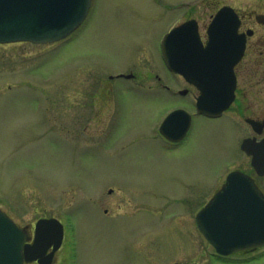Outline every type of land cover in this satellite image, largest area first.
Instances as JSON below:
<instances>
[{
  "label": "rangeland",
  "instance_id": "obj_1",
  "mask_svg": "<svg viewBox=\"0 0 264 264\" xmlns=\"http://www.w3.org/2000/svg\"><path fill=\"white\" fill-rule=\"evenodd\" d=\"M224 4L264 13V0H92L61 42L0 43V208L28 231L40 217L60 219L54 264H264V253L217 259L195 220L232 170L264 190L240 148L246 116L263 110L252 99L259 87L241 72L232 107L198 116L175 150L151 136L160 110L182 103L156 89L175 82L164 32L190 10L209 22ZM114 180L122 187L101 192Z\"/></svg>",
  "mask_w": 264,
  "mask_h": 264
},
{
  "label": "water",
  "instance_id": "obj_2",
  "mask_svg": "<svg viewBox=\"0 0 264 264\" xmlns=\"http://www.w3.org/2000/svg\"><path fill=\"white\" fill-rule=\"evenodd\" d=\"M90 5L91 0H0V42H51L62 39L83 22ZM257 20L262 22L264 15H258ZM239 23L236 11L230 6L222 7L212 21L211 40L203 51L206 57L201 63H211L213 55V61L219 65L214 73L219 78L226 76L224 79L227 82L221 89L223 83L213 81L211 86L214 90L218 87V91L203 93L198 105L203 113L220 115L235 98L233 68L246 48V36L237 31ZM183 26L175 28L171 35ZM224 30L231 33L226 41L220 39ZM163 54L174 70L183 72L182 62L168 57L165 42ZM214 55L219 57L215 60ZM181 113L173 112L168 120L174 121ZM252 124L257 128L255 122L252 121ZM249 141L246 139L242 147L253 153L256 171L264 175V152L250 150ZM261 145L264 148V142ZM197 224L208 241L223 253L264 244V194L251 176L234 171L226 185L198 213ZM63 236V225L58 219H40L36 223L35 243L24 246V231L0 210V264H23L25 259L39 257L50 244H54L56 250L62 244ZM41 242L46 243L45 247L40 248Z\"/></svg>",
  "mask_w": 264,
  "mask_h": 264
},
{
  "label": "flooded vegetation",
  "instance_id": "obj_3",
  "mask_svg": "<svg viewBox=\"0 0 264 264\" xmlns=\"http://www.w3.org/2000/svg\"><path fill=\"white\" fill-rule=\"evenodd\" d=\"M219 9V8H218ZM217 9V10H218ZM192 10H190L191 12ZM189 12V13H190ZM237 12L240 16L241 23L239 27V33H247V45L246 51L243 58L235 65V73L237 77V86H236V98L239 93L240 86V73L244 75L247 79L246 83L250 90H253L256 86L259 87L260 92H257V95L252 92V99L256 102L255 105L259 106L262 110L258 115L249 114L245 118L246 124H248L251 128H249L250 133L244 138L251 137L258 141L264 138V20L259 22L257 20L258 13H252L251 11H241L237 9ZM187 14L185 18L177 25L183 24L188 20H194L193 23L189 24V27L185 28L181 31V33L175 37L170 38L167 43L168 56L171 58H178L184 61V67L187 69V76L184 73H176L171 70L170 66L165 62V67L169 71L170 75L175 79L174 84H170L168 81H161L160 77H157L159 81H161L160 86L156 87V89H160L164 91L166 94H170L172 96H180L182 103H171L165 107H163L160 111L159 115V123L152 128V138L159 140L160 147L175 150L177 147H181L187 141V137L190 134L194 124H196V119L198 116L208 117L197 112V104L199 99L202 97V86L204 83L208 81H213V75L207 72V69L204 71L197 72V68L194 66L193 61L197 59L198 54L197 51L199 49V40L205 46L209 41V26L211 24V20L209 22L202 21L199 16ZM264 15V13H261ZM254 16L255 21H252L251 18ZM213 17V16H212ZM172 28L166 30L163 34V38L161 41V54L163 58L162 51V42L166 34ZM172 40V41H171ZM134 77V76H133ZM132 77V78H133ZM200 83V84H198ZM138 87H147L148 89H153V86H144V85H135ZM209 88V86L207 87ZM106 93V92H105ZM104 95V94H103ZM102 96V93H101ZM236 102V99L234 103ZM233 103V104H234ZM232 104V105H233ZM239 103V105H241ZM232 107V106H231ZM230 107V108H231ZM182 109L187 111L190 114L189 124L186 115H182L179 118H176L171 124V131L173 132V137L169 138L164 133L161 132V124L164 119L174 110ZM229 110V109H228ZM227 110V111H228ZM225 111L223 115L227 112ZM222 115V116H223ZM220 116V117H222ZM215 118V117H208ZM252 121L256 123V127L252 124ZM188 124V125H187ZM108 129V124L105 129H101L102 132L106 133ZM243 138V139H244ZM245 153V152H244ZM245 155H247L245 153ZM250 160L251 156L247 155ZM251 163V162H250ZM118 187H122L119 181H107L101 185V192L104 190L112 195L113 191ZM103 190V191H102ZM129 192V190L127 189ZM97 198L95 201H98ZM98 203V202H97ZM105 214H109L108 208H105ZM26 237L30 239L32 234L34 233V226L31 231L25 229ZM264 246L262 247H254L248 248L242 251H238L232 253L230 255H220L218 253H213V256L220 260L231 259V257L237 255L238 253H245V255H249L253 257L254 255L264 253ZM51 249L49 250V252ZM247 257L241 259L246 260ZM193 263V262H191ZM188 263V264H191ZM25 264H41L38 261H33ZM170 264H181L180 262H173Z\"/></svg>",
  "mask_w": 264,
  "mask_h": 264
}]
</instances>
